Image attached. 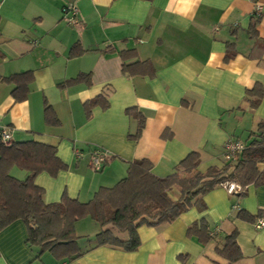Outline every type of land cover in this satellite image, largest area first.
I'll use <instances>...</instances> for the list:
<instances>
[{
	"label": "crops",
	"instance_id": "1",
	"mask_svg": "<svg viewBox=\"0 0 264 264\" xmlns=\"http://www.w3.org/2000/svg\"><path fill=\"white\" fill-rule=\"evenodd\" d=\"M71 4L77 24L65 20ZM230 47L235 55L228 59ZM137 61H148L152 74L123 72L124 62ZM24 72L34 79L17 101L16 85L4 78ZM257 87L264 90V0H0V129H11L12 142L54 146L68 165L56 177H36L46 203L64 194L89 202L125 178L135 160L151 161L159 177L173 174L193 151L201 153L199 172L224 167L225 144L249 146L264 122V97L257 107L249 99ZM97 97L108 107L89 112L86 104ZM129 108L145 117L137 139L130 137L138 120ZM96 149L107 152L101 168L93 164ZM10 173L20 180L30 174L16 165ZM170 195L181 198L177 188ZM204 201V211L192 207L171 223L139 227L134 252L96 247L102 228L82 218L75 229L83 254L75 260L41 255L17 220L0 229V264H182L181 255L188 264H264V228L255 226L264 219V184L249 185L243 197L224 184ZM239 210L255 219L240 218ZM202 218L215 236L207 243L188 235ZM234 232L243 257L230 262L217 247Z\"/></svg>",
	"mask_w": 264,
	"mask_h": 264
},
{
	"label": "trees",
	"instance_id": "2",
	"mask_svg": "<svg viewBox=\"0 0 264 264\" xmlns=\"http://www.w3.org/2000/svg\"><path fill=\"white\" fill-rule=\"evenodd\" d=\"M76 48V47H75ZM73 49L72 54L79 52ZM128 52L123 56H127ZM235 55L231 47L227 58ZM124 58V57H123ZM126 59V58H125ZM123 72L152 74L148 61L123 64ZM82 75L67 81L61 86L86 79ZM32 72H24L5 77L7 82L16 85L13 95L17 101L27 97L29 85L33 81ZM86 81L89 82V79ZM264 97V90L258 87L249 99L257 107ZM108 107L107 100L97 97L86 104L90 112L94 106ZM127 113L138 120L137 139L145 126V117L136 108H129ZM50 111L46 117L50 120ZM201 163V153L191 152L176 166V171L166 177L153 173V164L148 159L130 163L128 174L112 187H101L89 202H81L64 194L60 202L46 203L45 190L36 184V177L47 172L56 177L60 171L67 170L54 146L36 141L12 142L6 145L0 138V229H4L17 220H23L28 231L27 243L40 248L42 255L50 251L58 259L75 260L83 254L79 246V236L75 223L91 216L101 226L96 235V247L109 246L127 252L138 250L141 239L138 233L142 225L157 226L171 223L192 207L206 209L204 197L218 186L236 182L242 187L240 197L247 195L249 185L264 184V122L259 125L256 138L243 150L236 162H227L224 167H210L205 173L197 170ZM18 166L29 171L25 180L12 176L10 170ZM177 188L181 198L175 200L170 191ZM239 217L253 221L255 218L244 210H239ZM188 235L195 236L202 243L214 239L210 223L206 218L193 223L188 228ZM218 253L235 262L243 257L237 241V232L219 241ZM187 255L179 256L182 264L187 263Z\"/></svg>",
	"mask_w": 264,
	"mask_h": 264
},
{
	"label": "built area",
	"instance_id": "3",
	"mask_svg": "<svg viewBox=\"0 0 264 264\" xmlns=\"http://www.w3.org/2000/svg\"><path fill=\"white\" fill-rule=\"evenodd\" d=\"M263 10L261 5H257L256 13H261ZM78 8L75 5H68L64 8L65 20L70 24L78 23ZM0 138L2 142L6 145L12 144V136L11 129L6 127L0 129ZM247 147V144L237 141V140H229L225 144V153L224 157L227 162H236L243 150ZM93 164L96 168L103 167L104 163L107 161V152L103 149H96L92 154ZM226 188L230 194H238L242 192V187L237 183H226ZM256 228L261 229L264 228V219L260 218L256 224Z\"/></svg>",
	"mask_w": 264,
	"mask_h": 264
}]
</instances>
